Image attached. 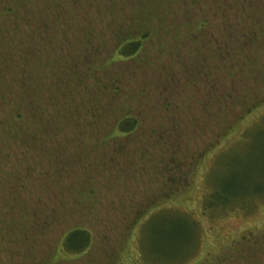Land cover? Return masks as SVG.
<instances>
[{"label": "rangeland", "instance_id": "obj_1", "mask_svg": "<svg viewBox=\"0 0 264 264\" xmlns=\"http://www.w3.org/2000/svg\"><path fill=\"white\" fill-rule=\"evenodd\" d=\"M78 1L0 0V264H264V0ZM78 227L87 251L56 254Z\"/></svg>", "mask_w": 264, "mask_h": 264}, {"label": "trees", "instance_id": "obj_2", "mask_svg": "<svg viewBox=\"0 0 264 264\" xmlns=\"http://www.w3.org/2000/svg\"><path fill=\"white\" fill-rule=\"evenodd\" d=\"M224 1H226V0H224ZM224 1L221 0V3H223ZM81 2H83V3L81 5H79L80 7H88L89 5H91V2H89L88 0L85 2L81 0ZM180 2H183V0H180ZM78 3H79L78 0H73L74 6H76ZM217 3H220V2H217ZM217 5H218L219 10L222 11L221 9L223 8V5L222 4H217ZM89 7H92V5ZM115 25L120 28L121 33H122V29H123L122 25H120V24H115ZM198 27L196 26L195 28H198ZM106 30H108L110 33L112 32V33H114V35H116L118 28L115 29V26H106ZM63 34L65 35V32H63ZM150 35H151V31H149V29H145V28H141L138 31L136 36L133 34V35L126 38L125 35H121L120 36L121 40L118 38L116 39V41L114 40L112 43L113 44L112 49L108 50L106 52L107 58L105 59V61H103L104 67H106V65H112V64L117 63V62H121V61L122 62H128V60L138 58L139 53L143 52L144 42L148 41ZM65 38H66V42L68 43L70 38L68 37V35L67 36L65 35ZM95 38L98 41V43H95L94 47L91 50L92 56H90V55L89 56H83V57L79 58L80 60L81 59H88V57H95V56L100 57L101 49L105 48V45H102L99 42V38H97V37H95ZM27 54H28V51H27ZM72 59L74 60V59H76V57L71 56V58L70 59L68 58L67 60L73 61ZM2 60H3L2 63L5 64L6 60H4V58ZM23 61H24V58H23ZM85 62L87 64V66L89 67V70L91 73L94 72L95 70L99 71L101 69L102 70L104 69V67H101V66L92 68L94 66V63H95V62H92V60L85 61ZM4 66H5V67H3L4 69H9L12 67L10 64L4 65ZM77 66H78V64H77ZM3 68H1V70H3ZM23 79H25L27 81V73L21 72V80H23ZM80 82H81L80 80H79V82L76 81L77 84H80ZM53 83H54V85H53L54 87H58V85L55 81ZM98 83H100V82H98ZM164 87H166V86H164ZM166 89H168V87H166ZM34 91L35 90H30V91L28 90V93L34 94ZM160 91H162V90L160 89ZM54 94H55L54 92H51L49 99H50V97L54 96ZM78 95L80 98V96H82L83 94L80 91V92H78ZM95 98L92 99V101H91L94 103V106L91 107V110L89 108H87V110L82 111V109H81L82 107L85 108V107L89 106L88 102L86 101V96H85L84 103H83L84 105L86 104L85 106L81 107V105H83V104L76 102L77 103L76 106L79 107L80 110L82 111L81 114L92 115L89 118L90 121L86 120L84 122L85 124L82 127L78 126V125H74L77 128H82V131L85 135H88V132H89L88 129L91 126V122L93 120H95L96 115H98L96 112L98 111L99 116L104 114L103 110H101V108L99 106V105H101L100 102L97 101V99H95ZM74 103H75V101L73 100V103H72V101L71 102L69 101L67 103H63L62 106L69 107V106L73 105ZM55 104H56V106H58V103H55ZM94 108H98V109H96L97 111L94 110ZM75 109H77V108H75ZM163 109L165 110V107ZM79 113H78V111L76 113H74L75 117L72 119V116L74 115L73 111H69V118H70L69 120H71V124H73L74 120H76L78 117H80ZM63 121L65 122V119H63ZM113 124L114 125H112L111 132L108 134L109 135L108 139L109 138L110 139H120L121 137L122 138L131 137V135L133 133H136L138 131L140 123L136 117L129 116L128 114H125V115H122L121 117L117 118V120ZM149 131L150 130H148V134H150V137L154 138L155 133H152ZM167 178L171 179V177H169V176H167ZM167 178H164V179H167ZM88 194H90V193L88 192L86 194V196H88ZM84 195H81V196L83 197V199L86 200L87 197ZM91 242H92L91 234L89 233V231L87 229L79 228V227L76 229L74 228L72 230L67 231L64 234V236L61 238V242H60L58 248L56 249V254L58 251H60L65 256L67 255L66 257H68V256L69 257H76V256L80 255V253L87 251V249L91 245ZM58 255H59V253L56 255L57 259L59 258V260L60 259L66 260L64 257H62V258H61V256L58 257ZM57 259H52L51 262L53 264H56Z\"/></svg>", "mask_w": 264, "mask_h": 264}]
</instances>
